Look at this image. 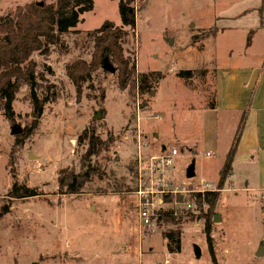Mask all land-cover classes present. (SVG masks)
Instances as JSON below:
<instances>
[{
	"label": "rangeland",
	"instance_id": "374dc122",
	"mask_svg": "<svg viewBox=\"0 0 264 264\" xmlns=\"http://www.w3.org/2000/svg\"><path fill=\"white\" fill-rule=\"evenodd\" d=\"M52 1L0 0V17L17 6ZM91 2L57 45L31 55L35 91L48 96L37 126L32 128L27 84L15 94L12 121L0 109V205L14 181L42 192L9 200V212L0 217V264H211L203 231L208 218L218 264H264V192L235 191L247 180L241 163L214 207L202 205L198 213L200 207L193 203L189 211L194 217L181 224V248L175 254L165 249L162 232L168 226L154 216L158 210L182 209L180 202L189 195L163 202L154 192L149 198L152 224L145 226L135 194L139 158L146 174L150 158L166 148L178 149L174 165L165 171L173 185L193 189L201 171L209 182L214 180L233 127L219 114L214 122V114L204 111L213 77L208 70L200 69V76L195 70H228L264 56L261 0H134L141 8L134 29L121 27L122 56L131 73L127 82L126 72L115 63L110 62L116 67L110 73L94 57L103 33L88 34L106 22L120 27L118 0ZM204 40L203 54L191 51L195 43L202 49ZM69 65L83 70L76 85L66 74ZM187 69L195 72L192 77L177 76ZM153 71L161 78L151 80L152 89L141 94L138 75ZM13 126L19 128L16 135ZM87 126L102 139L112 137L98 157L103 176L67 195L58 190V171L79 170L86 141L77 140ZM193 165L196 175L188 179L185 172ZM215 215L219 220L213 222ZM193 244L200 248L198 258ZM260 245L263 253L256 256Z\"/></svg>",
	"mask_w": 264,
	"mask_h": 264
},
{
	"label": "trees",
	"instance_id": "16d2710c",
	"mask_svg": "<svg viewBox=\"0 0 264 264\" xmlns=\"http://www.w3.org/2000/svg\"><path fill=\"white\" fill-rule=\"evenodd\" d=\"M91 7V0H54L44 5L27 3L17 6L12 13L0 17V109L7 120H13L12 102L16 92L21 85L27 84L29 86V99L32 106V128L37 126L48 96L44 94L38 96L35 91L37 83L35 81L31 55L35 51L42 52L49 45H57L60 36L68 33L71 28H74L80 22V16L84 12L89 11ZM263 8L264 0H261L260 11ZM140 9L139 6L135 7L134 0H118L120 27H114L112 23L106 22L107 24L105 23L88 33L90 36L103 33L101 40L97 39L95 42L94 57L99 65L103 63L105 57L109 62L115 63L117 68L126 72L128 78L125 79L126 82L130 80L131 73L129 70V73L127 71L129 60L122 56L120 40L123 39V36L121 35V31L123 27H128L130 30L134 29L135 13ZM82 71V69L78 71L77 67L70 65L66 68V74L74 85L82 78ZM193 74L188 69L177 72V76L183 79H188ZM161 76L160 72L154 71L140 73L138 80L141 94L150 91L152 89L151 80L153 82L157 81ZM242 126L243 116L239 121L231 145L225 155L223 165L219 170V179L215 190L191 194L190 198L195 207H200L196 208L198 213L202 205L212 208L218 202L223 184L231 172V165ZM77 141L78 143L86 141L85 150L80 157L79 170L74 173L69 168H63L58 171L57 175L56 183L58 190L67 195L80 193V190L90 183L94 177L101 178L103 176L101 169L102 159L99 160L98 157L108 150L112 137L108 135L107 138L102 139L97 135L94 127L87 126L82 130ZM132 168L131 166L129 167V172L132 171ZM114 191H120V189ZM102 192L105 191L103 190ZM40 194L42 192H38L37 188L14 181L4 195V198L7 199L6 203L0 205V217L9 212V200L26 199ZM172 198V195L165 194L162 200L168 202ZM176 198L181 199V195H177ZM183 209L158 210L154 216L157 223L168 226V229L162 232V237L165 240V249L171 254L180 251L181 224L192 220L194 217L193 212ZM203 231L206 237L210 262L211 264H218L212 238L210 237L209 218L204 223Z\"/></svg>",
	"mask_w": 264,
	"mask_h": 264
},
{
	"label": "crops",
	"instance_id": "0c3cea01",
	"mask_svg": "<svg viewBox=\"0 0 264 264\" xmlns=\"http://www.w3.org/2000/svg\"><path fill=\"white\" fill-rule=\"evenodd\" d=\"M205 42L204 40L202 49L197 48L196 43L192 46L190 45L191 51L196 55L203 54ZM196 68L197 71L195 70V72L199 76L203 73V70L200 69H204L208 70L213 77L210 101L207 106H202V108H204V111L214 114L215 117H212L215 120L214 122H216L219 114L224 117L223 121L231 123L233 127L232 135L228 141V148L220 164L213 170V173L216 170L214 180L209 182L203 171H201L198 183L206 181L211 186H216L219 170L223 165L225 155L243 116V126L233 157L231 172L227 176L221 191L224 189L225 183L232 181L236 167L241 163V167L245 171L243 179L246 178L247 180L242 187L240 184V187L234 188L235 191L254 189L264 192V56L256 60L254 58V61L250 60L247 64L233 66L228 70L204 66ZM209 118L211 119V117ZM160 149L164 150L165 146L161 145ZM195 175L196 170L194 167Z\"/></svg>",
	"mask_w": 264,
	"mask_h": 264
},
{
	"label": "built area",
	"instance_id": "2783aa9c",
	"mask_svg": "<svg viewBox=\"0 0 264 264\" xmlns=\"http://www.w3.org/2000/svg\"><path fill=\"white\" fill-rule=\"evenodd\" d=\"M177 155L178 149L167 148L159 156H153L152 158H150V166L147 167L146 170L148 171V173L146 174L139 158V161L137 163L138 184L137 189L135 190V194L137 197L136 207L138 209L139 221L142 222L145 226H150L152 224V217H150L149 209L154 208V205L152 201L149 200V198H152L154 192L159 193V196H161V198L165 194H170L173 197H176L177 195H181V197L189 195V198H182L180 207L186 210H191L194 205L190 198L191 194L215 190V187L211 186L206 181H200L196 187H193V189H186L183 186L179 187L178 185H173L165 176V171L166 169H169L174 165L175 157ZM145 175L147 176L143 177Z\"/></svg>",
	"mask_w": 264,
	"mask_h": 264
},
{
	"label": "water",
	"instance_id": "95a60500",
	"mask_svg": "<svg viewBox=\"0 0 264 264\" xmlns=\"http://www.w3.org/2000/svg\"><path fill=\"white\" fill-rule=\"evenodd\" d=\"M38 5H42V2H37ZM102 68L110 73H113L115 71V67L108 61V59L105 57L103 59V63H102ZM96 117H99V115H96ZM12 134H17L19 133V128L17 126H13L12 130H11ZM194 176V165L193 166H189L185 172V177L190 179ZM218 215H215L213 217V222L218 221ZM193 253L195 257H199L200 256V248L197 244H193ZM263 253V247L262 245L259 246L258 250L256 251L255 255L259 256Z\"/></svg>",
	"mask_w": 264,
	"mask_h": 264
}]
</instances>
